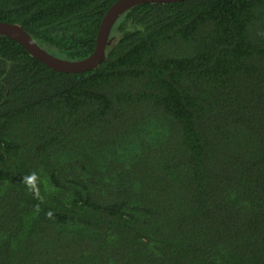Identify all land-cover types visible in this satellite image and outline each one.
<instances>
[{"label":"trees","instance_id":"16d2710c","mask_svg":"<svg viewBox=\"0 0 264 264\" xmlns=\"http://www.w3.org/2000/svg\"><path fill=\"white\" fill-rule=\"evenodd\" d=\"M116 1L0 21L78 60ZM0 264H264V0L134 5L80 73L0 34Z\"/></svg>","mask_w":264,"mask_h":264},{"label":"water","instance_id":"95a60500","mask_svg":"<svg viewBox=\"0 0 264 264\" xmlns=\"http://www.w3.org/2000/svg\"><path fill=\"white\" fill-rule=\"evenodd\" d=\"M176 1L181 0H117L110 6L101 21L94 50L88 56L78 60L63 59L47 52L17 23L0 21V34L16 40L23 45L32 56L54 70L80 73L96 68L105 59L110 31L117 18L125 10L140 3H167Z\"/></svg>","mask_w":264,"mask_h":264},{"label":"clouds","instance_id":"9594fccd","mask_svg":"<svg viewBox=\"0 0 264 264\" xmlns=\"http://www.w3.org/2000/svg\"><path fill=\"white\" fill-rule=\"evenodd\" d=\"M40 182L42 181L39 180L38 173L35 171L22 177V183L27 188L29 193L32 194L33 198L43 202L44 197L41 195L40 186H39ZM35 211L37 213L40 211L39 205L36 206ZM53 215L54 214L52 211H49L47 213L49 219H52Z\"/></svg>","mask_w":264,"mask_h":264}]
</instances>
